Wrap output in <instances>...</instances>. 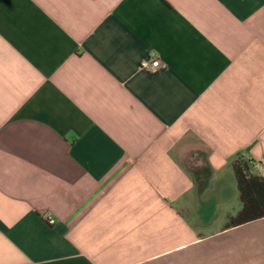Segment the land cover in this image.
<instances>
[{"label":"crops","instance_id":"0c3cea01","mask_svg":"<svg viewBox=\"0 0 264 264\" xmlns=\"http://www.w3.org/2000/svg\"><path fill=\"white\" fill-rule=\"evenodd\" d=\"M239 156L264 0H0V264H264Z\"/></svg>","mask_w":264,"mask_h":264},{"label":"trees","instance_id":"16d2710c","mask_svg":"<svg viewBox=\"0 0 264 264\" xmlns=\"http://www.w3.org/2000/svg\"><path fill=\"white\" fill-rule=\"evenodd\" d=\"M241 209L229 219L230 226L264 218V176L253 171L254 160L239 156L232 164Z\"/></svg>","mask_w":264,"mask_h":264},{"label":"built area","instance_id":"2783aa9c","mask_svg":"<svg viewBox=\"0 0 264 264\" xmlns=\"http://www.w3.org/2000/svg\"><path fill=\"white\" fill-rule=\"evenodd\" d=\"M140 68L145 71L155 72L162 68L161 60L158 57H153L151 60H145L141 63ZM50 224L54 223L52 218H48Z\"/></svg>","mask_w":264,"mask_h":264},{"label":"rangeland","instance_id":"374dc122","mask_svg":"<svg viewBox=\"0 0 264 264\" xmlns=\"http://www.w3.org/2000/svg\"><path fill=\"white\" fill-rule=\"evenodd\" d=\"M187 165V164H186Z\"/></svg>","mask_w":264,"mask_h":264}]
</instances>
